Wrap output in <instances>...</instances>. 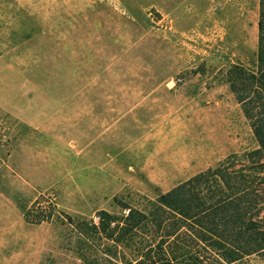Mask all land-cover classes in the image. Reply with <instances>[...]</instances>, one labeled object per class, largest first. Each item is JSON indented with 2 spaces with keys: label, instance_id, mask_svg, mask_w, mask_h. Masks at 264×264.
<instances>
[{
  "label": "rangeland",
  "instance_id": "rangeland-1",
  "mask_svg": "<svg viewBox=\"0 0 264 264\" xmlns=\"http://www.w3.org/2000/svg\"><path fill=\"white\" fill-rule=\"evenodd\" d=\"M258 17L259 0H0V264H81L67 218L256 149L228 81ZM41 195L52 217L25 223Z\"/></svg>",
  "mask_w": 264,
  "mask_h": 264
},
{
  "label": "trees",
  "instance_id": "trees-1",
  "mask_svg": "<svg viewBox=\"0 0 264 264\" xmlns=\"http://www.w3.org/2000/svg\"><path fill=\"white\" fill-rule=\"evenodd\" d=\"M257 34L255 62L231 65L228 81L257 148L145 199L141 208L124 206L126 214L67 218L81 264H250L251 257L264 258V0ZM3 137L0 128L4 150ZM6 157L0 152V166ZM50 201L39 196L24 209V222L48 221L55 207Z\"/></svg>",
  "mask_w": 264,
  "mask_h": 264
},
{
  "label": "built area",
  "instance_id": "built-area-1",
  "mask_svg": "<svg viewBox=\"0 0 264 264\" xmlns=\"http://www.w3.org/2000/svg\"><path fill=\"white\" fill-rule=\"evenodd\" d=\"M98 217H94L93 219L96 221Z\"/></svg>",
  "mask_w": 264,
  "mask_h": 264
}]
</instances>
